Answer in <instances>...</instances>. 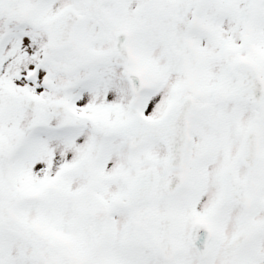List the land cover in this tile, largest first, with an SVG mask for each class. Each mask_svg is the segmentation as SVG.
<instances>
[{
	"label": "snow or ice",
	"instance_id": "1",
	"mask_svg": "<svg viewBox=\"0 0 264 264\" xmlns=\"http://www.w3.org/2000/svg\"><path fill=\"white\" fill-rule=\"evenodd\" d=\"M0 264H264V0H0Z\"/></svg>",
	"mask_w": 264,
	"mask_h": 264
}]
</instances>
